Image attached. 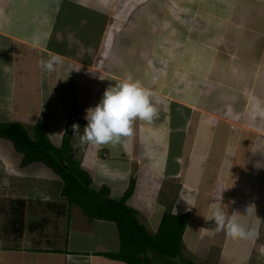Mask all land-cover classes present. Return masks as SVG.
<instances>
[{"label":"crops","instance_id":"0c3cea01","mask_svg":"<svg viewBox=\"0 0 264 264\" xmlns=\"http://www.w3.org/2000/svg\"><path fill=\"white\" fill-rule=\"evenodd\" d=\"M106 1L0 0V121L41 123L59 146L67 116L87 122L85 110L131 75L158 115L120 143L89 144L79 157L91 187L118 200L133 178L127 204L151 232L167 206L190 212L181 255L153 264H264V0H189L175 31L165 0ZM110 2L127 9L118 31ZM194 21L208 25L199 38ZM21 158L0 137V264H126L103 255L119 249L115 224L68 206L61 179ZM213 203L257 235L215 231Z\"/></svg>","mask_w":264,"mask_h":264},{"label":"trees","instance_id":"16d2710c","mask_svg":"<svg viewBox=\"0 0 264 264\" xmlns=\"http://www.w3.org/2000/svg\"><path fill=\"white\" fill-rule=\"evenodd\" d=\"M0 137L9 140L14 149L21 153V166L41 162L62 181L60 195L68 206L76 205L90 219L112 221L118 232L119 249L103 255L126 264H153L148 252L165 258L181 255L182 235L190 212L173 214L170 207L164 210L155 232H151L137 219V210L127 204L135 186L133 178L116 200L109 196V188L102 185L91 187V175L81 166L80 157L70 142L68 134L63 135L59 146L53 144L46 134L45 125L33 127L32 135L19 122H1Z\"/></svg>","mask_w":264,"mask_h":264},{"label":"clouds","instance_id":"9594fccd","mask_svg":"<svg viewBox=\"0 0 264 264\" xmlns=\"http://www.w3.org/2000/svg\"><path fill=\"white\" fill-rule=\"evenodd\" d=\"M40 66L51 71L53 62L41 60ZM154 95L139 80H134L128 75L122 82L109 86L95 107L85 110L84 119L87 124L81 132L80 125L74 123L71 126L73 136L79 137L81 145L120 143L122 138L133 135V124L136 120L150 123L157 117L158 109L153 103ZM208 219L215 220V231L226 230L227 235L233 239H247L257 235L235 216H227L215 203L211 205Z\"/></svg>","mask_w":264,"mask_h":264},{"label":"rangeland","instance_id":"374dc122","mask_svg":"<svg viewBox=\"0 0 264 264\" xmlns=\"http://www.w3.org/2000/svg\"><path fill=\"white\" fill-rule=\"evenodd\" d=\"M102 1H104V2H107L106 0H102ZM157 1H161V2H163L164 0H157ZM190 1H192V3H193V5H195V1H197V0H190ZM166 2V3H165ZM184 2L185 3H189V0H165L164 1V3H165V5H166V8L168 9V11H169V15H168V17H172V24H171V21H167L166 22V24L167 25H170V27L172 28V29H174V31L175 30H177L178 29V27H179V23L181 22V23H184L186 20H187V15H185L186 14V12H185V10H186V6L187 5H185V6H183V4H184ZM107 5H108V3H107ZM109 6L111 7V2L109 3ZM121 6V3L120 4H118L117 6H116V8L115 7H111L110 8V10L112 11H110V13H109V17L111 18V20H110V23H114V21H118V19H124V20H126L127 19V17H128V13L126 12V8H125V6L124 7H120ZM204 6H209L208 5V3L206 4V3H204ZM108 7V6H107ZM189 8V7H188ZM109 9V8H108ZM171 12V13H170ZM117 16V18L118 19H115V17ZM114 19V21H112ZM177 19V22H174V20H176ZM190 19V18H189ZM119 23V21L117 22V24ZM194 23L196 24V25H198V26H192L193 27V30L191 31L192 33H191V35L193 36V37H197V38H199V36H201L202 35V30H204V28H208V25H207V23H205L204 24V26H203V24H197V22H195L194 21ZM166 24H164L163 22H162V26H164V25H166ZM120 25L121 24H118L117 26H119L120 27ZM176 25V26H175ZM124 26H121L120 28H118L117 27V29H115L116 31H118V30H120V29H122ZM179 29H180V27H179ZM184 30H185V28H184ZM209 32H211V29L209 30ZM187 33V32H186ZM185 34V33H184ZM188 35H189V33H188ZM110 39H111V37H110ZM67 118V121L69 120V118H68V116L66 117ZM66 118H65V120H66ZM27 129V131L30 133V135H32V130L30 129V128H26ZM9 141V140H8ZM55 142V144H56V141H54ZM8 143V142H7ZM10 144V143H9ZM11 145V144H10ZM45 169H47V168H45ZM123 179V176L121 177V178H118V180H116V182H117V188L119 189V187H120V181ZM55 181H57V179L55 180ZM53 191H57V190H55V189H52ZM146 193V196L148 195L147 194V192H145ZM143 202L144 201H146L145 200V197H143V200H142ZM146 203V202H145ZM74 209H76V210H74V213L76 212V211H79V208L78 207H75ZM41 210H42V208H41ZM43 211H44V214L43 215H47L46 214V212H49V210H48V208L47 207H44V209H43ZM79 213H81L80 211H79ZM64 235V234H63ZM62 236V235H61ZM64 240V238L63 239H61V240H57V243L59 244V245H61V244H63V241ZM148 254H149V256H152L154 253H151L150 251L148 252Z\"/></svg>","mask_w":264,"mask_h":264},{"label":"built area","instance_id":"2783aa9c","mask_svg":"<svg viewBox=\"0 0 264 264\" xmlns=\"http://www.w3.org/2000/svg\"><path fill=\"white\" fill-rule=\"evenodd\" d=\"M99 61L100 60H97V62H99ZM97 64H99V63H97ZM69 117H68L69 118L68 121H67V118L65 120V127L63 129V134L70 133L71 134V137H72L73 136V132H72L71 126L74 123L79 124L80 125V129H81V132H83V128L86 126L87 122H83V119L82 120L81 119H78L74 115L69 116ZM76 137L78 138V142L74 146V148L76 149V153L78 155H80V154H86V151H87V148H88L89 144L81 145L80 144V141H79V137L78 136H76ZM70 142L72 143V145H74V141L71 138H70Z\"/></svg>","mask_w":264,"mask_h":264}]
</instances>
